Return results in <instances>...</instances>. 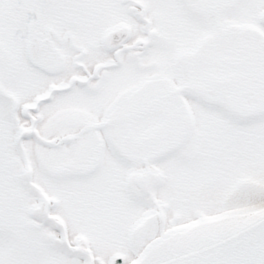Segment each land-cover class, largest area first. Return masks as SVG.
<instances>
[{"label": "snow or ice", "instance_id": "1", "mask_svg": "<svg viewBox=\"0 0 264 264\" xmlns=\"http://www.w3.org/2000/svg\"><path fill=\"white\" fill-rule=\"evenodd\" d=\"M0 264H264V0H0Z\"/></svg>", "mask_w": 264, "mask_h": 264}]
</instances>
